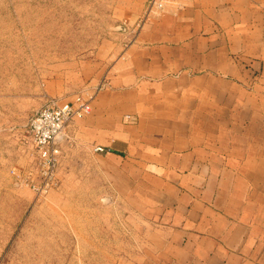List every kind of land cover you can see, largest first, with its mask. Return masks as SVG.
I'll return each instance as SVG.
<instances>
[{
	"label": "rangeland",
	"instance_id": "rangeland-1",
	"mask_svg": "<svg viewBox=\"0 0 264 264\" xmlns=\"http://www.w3.org/2000/svg\"><path fill=\"white\" fill-rule=\"evenodd\" d=\"M173 2L0 0V264H156L202 252L174 228L159 170L79 131L119 58ZM78 95L86 111L57 139L48 169L30 122Z\"/></svg>",
	"mask_w": 264,
	"mask_h": 264
},
{
	"label": "crops",
	"instance_id": "crops-1",
	"mask_svg": "<svg viewBox=\"0 0 264 264\" xmlns=\"http://www.w3.org/2000/svg\"><path fill=\"white\" fill-rule=\"evenodd\" d=\"M110 82L80 133L159 170L202 251L156 264H264V0H174Z\"/></svg>",
	"mask_w": 264,
	"mask_h": 264
},
{
	"label": "built area",
	"instance_id": "built-area-1",
	"mask_svg": "<svg viewBox=\"0 0 264 264\" xmlns=\"http://www.w3.org/2000/svg\"><path fill=\"white\" fill-rule=\"evenodd\" d=\"M169 0H153L157 7H164ZM85 97L78 95L77 103L62 102L48 105L32 118L29 128L32 140L39 148L41 156L47 159V168H56L60 149L57 146V139L62 137L66 126L72 120L80 118L86 111ZM97 150H103L97 147ZM42 156V157H43ZM43 157V158H44Z\"/></svg>",
	"mask_w": 264,
	"mask_h": 264
}]
</instances>
